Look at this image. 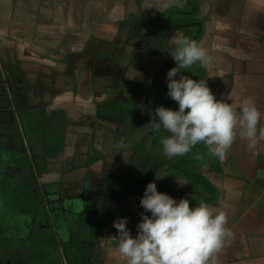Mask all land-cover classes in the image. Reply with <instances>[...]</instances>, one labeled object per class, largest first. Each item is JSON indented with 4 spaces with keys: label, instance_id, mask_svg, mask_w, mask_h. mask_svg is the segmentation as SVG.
Returning <instances> with one entry per match:
<instances>
[{
    "label": "crops",
    "instance_id": "1",
    "mask_svg": "<svg viewBox=\"0 0 264 264\" xmlns=\"http://www.w3.org/2000/svg\"><path fill=\"white\" fill-rule=\"evenodd\" d=\"M128 1L0 0V264H126L113 223L127 218L137 235L148 181L227 212L232 235L209 264H264V139L237 136L223 160L203 143L183 155L201 154L211 188L178 174L160 143L169 133L145 126L171 108L169 53L190 31L152 38ZM196 1L192 40L207 60L181 74L237 108L251 99L259 130L264 0Z\"/></svg>",
    "mask_w": 264,
    "mask_h": 264
},
{
    "label": "clouds",
    "instance_id": "2",
    "mask_svg": "<svg viewBox=\"0 0 264 264\" xmlns=\"http://www.w3.org/2000/svg\"><path fill=\"white\" fill-rule=\"evenodd\" d=\"M174 3L176 0H169V6ZM169 54L176 66L166 75L167 96L179 107H156L145 126L152 132L163 129L169 133L160 138L166 156H183L203 143L210 155L223 160L237 136L246 140L249 148L264 139V127L257 129L261 113L251 99L237 108L217 99L207 82L181 74L182 69L206 62L205 49L181 37ZM140 204L144 211L136 236L127 227V218L113 223L118 230L117 251L126 264H209L225 238L232 235L226 228V211L204 201L193 207L187 198L177 200L158 191L156 181L147 184Z\"/></svg>",
    "mask_w": 264,
    "mask_h": 264
},
{
    "label": "trees",
    "instance_id": "3",
    "mask_svg": "<svg viewBox=\"0 0 264 264\" xmlns=\"http://www.w3.org/2000/svg\"><path fill=\"white\" fill-rule=\"evenodd\" d=\"M181 6H178L173 9H168V11L165 14V23L170 28H179L182 30H189L190 33L186 37L193 39V36L200 32L202 29V24L199 20L193 19L196 17L198 12V5L196 0H179ZM183 17L184 20L179 19V17ZM178 18V19H177ZM185 19H188L187 21ZM199 35V34H198ZM196 65V63L194 64ZM191 74H193L191 72ZM198 73H195L197 75ZM168 91V89H167ZM166 91V100L168 103V106H170L173 109H178V104L170 99L167 96ZM200 150V149H197ZM198 151L194 155H187V156H180L176 158L172 162V165L176 168L178 174L185 176V178L192 180L193 182L197 184H201L204 187L211 188V185L208 183V181L199 173L196 172L197 168L196 165L199 162V157L201 154H197ZM194 165V169H188L185 167V165ZM150 182V181H148Z\"/></svg>",
    "mask_w": 264,
    "mask_h": 264
},
{
    "label": "rangeland",
    "instance_id": "4",
    "mask_svg": "<svg viewBox=\"0 0 264 264\" xmlns=\"http://www.w3.org/2000/svg\"><path fill=\"white\" fill-rule=\"evenodd\" d=\"M128 2L127 11L136 16L134 22L146 29L147 34L152 38L157 36L161 40L171 38L172 28L164 21L166 12L171 8L169 0H129ZM184 31L180 29L178 32L184 33Z\"/></svg>",
    "mask_w": 264,
    "mask_h": 264
}]
</instances>
